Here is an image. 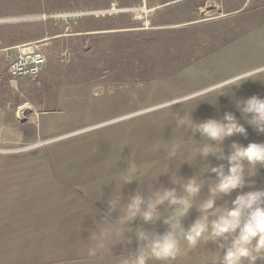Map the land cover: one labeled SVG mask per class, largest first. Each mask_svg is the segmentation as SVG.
Returning <instances> with one entry per match:
<instances>
[{
	"label": "crops",
	"instance_id": "crops-1",
	"mask_svg": "<svg viewBox=\"0 0 264 264\" xmlns=\"http://www.w3.org/2000/svg\"><path fill=\"white\" fill-rule=\"evenodd\" d=\"M201 1L208 6L212 0ZM212 2L220 11L218 19L229 17L236 27L211 31L216 43L174 74L145 82L94 75L56 84L49 77L31 81L26 76L11 84L8 72L0 76V149H11L0 154V264H121L137 247L136 227L164 231L160 220L144 224L137 217L131 234L127 227L123 230V238L130 234L131 243L109 249V239L98 249L94 239L101 228L116 225L115 218L122 214L119 206L109 208L112 196L119 195V205H124L137 192L145 197L162 187L179 192L170 175L212 182L207 163L221 161L195 155L194 144L206 141L198 133L192 138L187 127L176 124L188 113L197 122L219 118L226 110L235 113L248 135L227 138L225 151L232 140L264 142V134L248 126L234 106L236 99L264 96V0ZM24 7L18 17L0 13V23L29 21L32 9ZM225 34L228 39L220 41ZM24 42L7 44L5 49L14 51ZM239 81V87L232 85ZM21 98L33 109H27L23 122L16 110ZM173 144L181 148L170 158ZM132 164L138 169L136 180L122 183L124 169ZM254 179L252 187L264 188V167ZM247 190H234L217 203ZM207 194L205 183L195 202ZM160 211L162 216L171 213L167 204ZM197 215L195 208L190 210L184 226ZM218 251L211 242L189 248L182 240L181 253L167 264H209Z\"/></svg>",
	"mask_w": 264,
	"mask_h": 264
},
{
	"label": "clouds",
	"instance_id": "clouds-1",
	"mask_svg": "<svg viewBox=\"0 0 264 264\" xmlns=\"http://www.w3.org/2000/svg\"><path fill=\"white\" fill-rule=\"evenodd\" d=\"M241 82H233L232 85L239 87ZM234 106L248 126L258 134H264V96L254 94L239 98ZM176 124L187 127L192 138L198 133L206 141L194 144L197 157L207 161L211 156L221 161L207 163L206 172L214 174L212 182H202L194 176H176L173 179L170 175L171 182L179 184V192L176 187L155 189L148 197L137 192L124 205H119V195L112 196L108 201L109 208L115 210L119 206L122 214L115 218L118 221L116 225L100 229L94 237L96 248L103 249L109 239L112 241L107 245L109 249L116 243H131V222L139 217L144 224H155L160 220L166 228L160 232L136 227L137 247L124 255L121 264H150L152 261L167 264L181 253L182 240L189 248L201 241L215 244L219 251L209 264H264V188L252 187L259 168L264 167V142L242 144L232 140L225 151L223 144L227 138L237 134L246 138L248 135L245 125L232 111L226 110L219 118L209 117L198 122L188 113L187 117L177 119ZM180 148V144H173L169 157L174 158ZM137 170L134 164L127 165L124 169L127 176L122 183L136 180ZM205 183L208 194L197 204L195 198ZM245 187L249 190L237 192L226 203H217L234 190ZM165 204L171 213L162 216L160 210ZM193 208L198 215L185 227L182 221ZM125 227L130 233L127 239L123 238ZM92 251L94 254L95 249Z\"/></svg>",
	"mask_w": 264,
	"mask_h": 264
},
{
	"label": "rangeland",
	"instance_id": "rangeland-1",
	"mask_svg": "<svg viewBox=\"0 0 264 264\" xmlns=\"http://www.w3.org/2000/svg\"><path fill=\"white\" fill-rule=\"evenodd\" d=\"M212 1L207 6L201 0H0L1 15L18 17L24 5L33 12L27 22L0 23V76H8L5 46L29 40L47 42L48 60L37 77H27L31 81L49 77L56 84L96 75L145 82L174 74L216 43L211 31L236 27L229 17L218 19ZM75 11L87 13L56 16Z\"/></svg>",
	"mask_w": 264,
	"mask_h": 264
},
{
	"label": "built area",
	"instance_id": "built-area-1",
	"mask_svg": "<svg viewBox=\"0 0 264 264\" xmlns=\"http://www.w3.org/2000/svg\"><path fill=\"white\" fill-rule=\"evenodd\" d=\"M143 7L146 8V4L143 3ZM156 6L150 8L153 11ZM111 9L116 10L115 4H111ZM102 12H105L102 11ZM71 16H79L87 13L82 11L68 12ZM60 16V15H56ZM46 44L44 40H32L24 42L14 46V52L11 50L5 53V59H7V72L10 77L11 84H14L15 80L19 76H26L35 78L44 69L46 64ZM25 98H21V102L17 103L16 110L19 121H25L28 117L27 109H32V106L27 102ZM35 113V112H33ZM9 150H1L0 154L6 153Z\"/></svg>",
	"mask_w": 264,
	"mask_h": 264
},
{
	"label": "bare ground",
	"instance_id": "bare-ground-1",
	"mask_svg": "<svg viewBox=\"0 0 264 264\" xmlns=\"http://www.w3.org/2000/svg\"><path fill=\"white\" fill-rule=\"evenodd\" d=\"M143 8V7H142ZM104 11V10H103ZM106 11V10H105ZM146 11V10H145ZM69 14H61L60 16H68Z\"/></svg>",
	"mask_w": 264,
	"mask_h": 264
}]
</instances>
